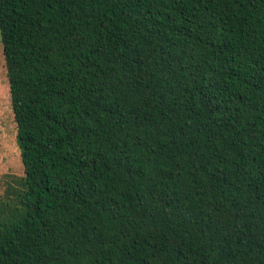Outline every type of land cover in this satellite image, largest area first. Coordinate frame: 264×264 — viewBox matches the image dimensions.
Segmentation results:
<instances>
[{
    "label": "trees",
    "instance_id": "trees-1",
    "mask_svg": "<svg viewBox=\"0 0 264 264\" xmlns=\"http://www.w3.org/2000/svg\"><path fill=\"white\" fill-rule=\"evenodd\" d=\"M0 33V264H264V0H0Z\"/></svg>",
    "mask_w": 264,
    "mask_h": 264
},
{
    "label": "rangeland",
    "instance_id": "rangeland-1",
    "mask_svg": "<svg viewBox=\"0 0 264 264\" xmlns=\"http://www.w3.org/2000/svg\"><path fill=\"white\" fill-rule=\"evenodd\" d=\"M23 172L0 33V192L9 174L21 175Z\"/></svg>",
    "mask_w": 264,
    "mask_h": 264
}]
</instances>
